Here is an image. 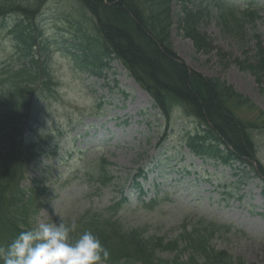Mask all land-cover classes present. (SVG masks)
<instances>
[{"label":"rangeland","instance_id":"obj_1","mask_svg":"<svg viewBox=\"0 0 264 264\" xmlns=\"http://www.w3.org/2000/svg\"><path fill=\"white\" fill-rule=\"evenodd\" d=\"M232 1L242 9L250 0ZM218 2L172 0L173 48L191 69L226 79L252 101L254 107L236 108L235 114L256 123L251 129L255 157L264 165V125L259 117L264 112V92L250 72L237 64L225 66L246 56L242 44L254 47L253 34L261 35L264 43V11L255 26L247 23L242 41L222 28ZM256 2L255 6L264 0ZM184 5L203 10L199 29L211 38L215 49L198 52L183 35L179 20ZM42 8L38 23L45 50L37 47V58L47 62L57 85L53 92L44 91L40 81L34 107L24 117V140L43 149L23 182L33 198L32 226L61 218L66 224L78 222L88 212L110 211L126 197L122 208L112 211L125 230L139 229L146 238L169 242L202 221L215 223L218 229L211 247L246 264H264V180L246 164L233 168L194 156L185 136L197 129V122L177 109L167 126L120 60H109L95 70L83 67L75 56L80 54L79 43L85 33L97 35L92 15L78 0H46ZM14 23L15 17H8L0 29V90L7 76L26 64L19 60L9 34ZM219 50L226 53L224 59ZM104 160L109 162L107 173L102 172ZM140 170L142 177L137 175ZM108 177L112 180L105 183ZM183 247L180 242L179 250L158 255L187 260L190 252Z\"/></svg>","mask_w":264,"mask_h":264},{"label":"trees","instance_id":"obj_2","mask_svg":"<svg viewBox=\"0 0 264 264\" xmlns=\"http://www.w3.org/2000/svg\"><path fill=\"white\" fill-rule=\"evenodd\" d=\"M46 0H0V29L8 17H15L9 29L20 61L26 64L14 70L5 79L0 90V247H6L21 231L31 228L29 209L33 198L22 187L30 163L40 157L42 148L27 143L25 112L31 111L37 88L43 82L44 91H54L57 82L48 72L47 62H39L37 47L45 50L44 35L38 23ZM92 15L95 37L85 33L79 43L80 54L75 56L89 70L104 67L108 61L118 59L129 74L149 93L155 107L170 126L173 115L180 109L197 122V129L188 132L185 144L202 159H212L235 167L246 164L264 180V165L256 159V143L251 129L254 122H245L235 114L236 108L254 107L252 101L234 85L220 77H209L181 59L173 48L172 0H78ZM250 0L240 9L232 0H219V19L229 34L244 40L247 23L253 26L262 18L264 3L255 6ZM203 19L201 8L183 6L179 28L193 41L198 52L215 49L211 38L200 31ZM40 38V41L38 40ZM253 48L242 44L245 57L233 59L225 66L237 64L250 72L264 92V43L262 36L253 34ZM218 51L221 59L226 53ZM252 53L251 55H249ZM259 117L264 125V112ZM257 163V166H255ZM109 163L104 160L102 172ZM241 172V171H240ZM139 176L143 175L140 170ZM107 178L105 182L110 181ZM140 186V184L138 183ZM124 198L111 208L117 210ZM88 212L79 219L77 237L84 230L99 236L108 249L111 264H246L234 259L225 250L209 245L218 225L202 221L191 230L186 228L180 238L167 242L161 237L146 238L140 231L125 230L115 214ZM183 249L190 253L187 260L177 255L163 259L158 252ZM2 264V261H0Z\"/></svg>","mask_w":264,"mask_h":264},{"label":"clouds","instance_id":"obj_3","mask_svg":"<svg viewBox=\"0 0 264 264\" xmlns=\"http://www.w3.org/2000/svg\"><path fill=\"white\" fill-rule=\"evenodd\" d=\"M77 221L37 222L0 247L2 264H105L110 257L101 239L91 230L77 237Z\"/></svg>","mask_w":264,"mask_h":264},{"label":"bare ground","instance_id":"obj_4","mask_svg":"<svg viewBox=\"0 0 264 264\" xmlns=\"http://www.w3.org/2000/svg\"><path fill=\"white\" fill-rule=\"evenodd\" d=\"M141 91H142V97L146 98L149 102L151 100L149 94L147 92H145L143 89ZM135 108L138 109L139 105H136Z\"/></svg>","mask_w":264,"mask_h":264}]
</instances>
